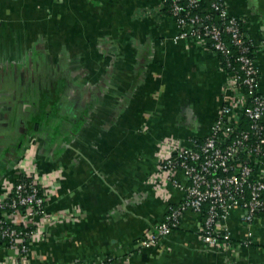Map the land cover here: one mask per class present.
I'll return each instance as SVG.
<instances>
[{
	"label": "crops",
	"instance_id": "crops-1",
	"mask_svg": "<svg viewBox=\"0 0 264 264\" xmlns=\"http://www.w3.org/2000/svg\"><path fill=\"white\" fill-rule=\"evenodd\" d=\"M224 2L244 21L264 99V0ZM161 3L0 0V199L31 171L46 182L45 211L65 216L20 264H264V218L247 226L240 210L217 225L229 234L219 246L202 241V214L186 212L137 250L183 199L159 160L203 140L232 103L215 55L179 38ZM172 180L186 184L180 171ZM14 255L0 252V264Z\"/></svg>",
	"mask_w": 264,
	"mask_h": 264
},
{
	"label": "built area",
	"instance_id": "built-area-1",
	"mask_svg": "<svg viewBox=\"0 0 264 264\" xmlns=\"http://www.w3.org/2000/svg\"><path fill=\"white\" fill-rule=\"evenodd\" d=\"M182 1L190 7L196 6V0H171L172 18L180 29L179 38L193 37L205 46L209 42L215 56L228 57L229 50L222 37L226 32L237 48L235 62L242 76L227 62L223 68L228 74L225 91L231 95L232 103L221 107L203 140L192 139L187 147L173 145L168 156L159 160L160 171L183 192V199L170 207L163 222L155 225L140 240L138 251L158 246L178 229L186 212L201 214L204 207L206 216L200 236L208 246L216 247L229 241V234L217 229V225L232 211L240 210L242 222L247 226H251L259 216L264 218V169L258 173L254 165L259 160L264 163V99L258 92V71L251 56L253 46L240 24L244 21L229 15L224 0H209L211 9L217 13V23L222 27L208 24L197 16L180 17L184 11L180 5ZM205 18L208 19L209 15ZM243 87L247 89L246 94ZM242 118L249 121V131L239 128ZM241 153L246 157L240 156ZM178 171L183 173L186 181L183 186L172 180ZM23 176L29 181H17L0 199V252L12 251L15 254L3 264L23 263L31 244L41 238L44 227L65 218L45 211L48 193L44 179L31 171ZM252 242L249 233L238 247H248ZM109 262L105 260L97 264Z\"/></svg>",
	"mask_w": 264,
	"mask_h": 264
},
{
	"label": "trees",
	"instance_id": "trees-1",
	"mask_svg": "<svg viewBox=\"0 0 264 264\" xmlns=\"http://www.w3.org/2000/svg\"><path fill=\"white\" fill-rule=\"evenodd\" d=\"M180 5L184 7V11L180 13V17L189 18V17L197 16V17L202 18L203 21L208 23V24H216V25H219L222 27V25L220 23H217V20H216L217 13L211 9V2L209 0H196V6L195 7H190L186 1H182L180 3ZM171 8H172L171 0H162L161 7H160L161 12L165 13L167 16L172 17ZM208 15H209V18L206 19L205 17ZM240 24L242 25V28H243L244 23L242 24V22H241ZM196 28L198 31L201 30L199 25H197ZM222 37H223V41L225 42V44L228 47L229 55H228V57H225L223 55H216L215 56L216 59L219 61L220 67L225 68L227 66V62H230L232 67H234L235 70L237 71V73L240 76H242V74H240V71H239L238 63L235 62V59L237 58V48L231 42L229 34H227L226 32H223ZM210 44L211 43L206 42V47L211 51ZM251 56L254 57V49L253 48H251ZM243 92H244V94L247 93V89L245 87H243ZM239 128L243 129L244 131H249V121L246 118H242V121H241V124L239 125ZM262 135L264 138V133ZM252 141H253V139L250 140V143ZM263 151H264V146H263ZM240 156L245 158L246 154L241 153ZM19 180L20 181H26V182L29 181L23 175L20 177ZM201 214L203 216V222H204V219L206 216L205 215L206 214V207L203 208Z\"/></svg>",
	"mask_w": 264,
	"mask_h": 264
}]
</instances>
